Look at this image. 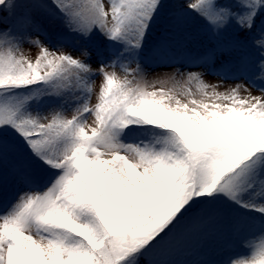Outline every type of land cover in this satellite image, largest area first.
Instances as JSON below:
<instances>
[{"label": "snow or ice", "instance_id": "snow-or-ice-1", "mask_svg": "<svg viewBox=\"0 0 264 264\" xmlns=\"http://www.w3.org/2000/svg\"><path fill=\"white\" fill-rule=\"evenodd\" d=\"M0 264H264V0H0Z\"/></svg>", "mask_w": 264, "mask_h": 264}, {"label": "rangeland", "instance_id": "rangeland-1", "mask_svg": "<svg viewBox=\"0 0 264 264\" xmlns=\"http://www.w3.org/2000/svg\"><path fill=\"white\" fill-rule=\"evenodd\" d=\"M167 21L162 19L161 21H159V24L157 26L156 29V34L158 35L166 26ZM41 39H43V37H41ZM53 45H50V47ZM188 50H190L192 52V54H195V52L197 51V44L195 42H191L188 44ZM25 51L29 52V54L31 55H35L36 52L38 51L36 48L32 47L31 45L26 44L24 46ZM65 50L71 51L72 49L70 47H66ZM183 49H179L177 50V55L182 54ZM74 55H78V52H74ZM95 66V63H94ZM179 66V65H177ZM184 71H188L189 69L185 68L183 69ZM192 71H200V69L197 68H192L190 69ZM117 71H120L119 69H117ZM173 71V68H157L155 69V71L150 72V76L149 78L151 79L152 77H154L157 74H162V73H167V72H171ZM208 81L210 82H217L218 78L215 76H206L205 77ZM227 83H231V81L227 82ZM97 84H99V78L97 79ZM93 102H95V98H93ZM70 114V113H69ZM89 124H92V120H89ZM261 242V234L260 233H241L240 235H229L227 237L224 238H217V239H209L207 241V245L209 247L210 250L213 251V258H220V256L218 255L220 249L224 246V245H228L229 246V252L231 254H233L234 258L235 257H247L250 256L251 254V247L250 245H254V244H259ZM185 257L183 256H178L177 259H184ZM192 258V257H189Z\"/></svg>", "mask_w": 264, "mask_h": 264}, {"label": "trees", "instance_id": "trees-1", "mask_svg": "<svg viewBox=\"0 0 264 264\" xmlns=\"http://www.w3.org/2000/svg\"><path fill=\"white\" fill-rule=\"evenodd\" d=\"M158 24H159V22H158Z\"/></svg>", "mask_w": 264, "mask_h": 264}]
</instances>
